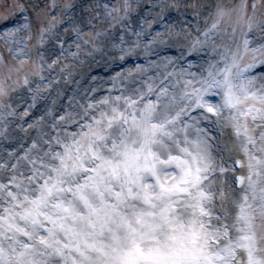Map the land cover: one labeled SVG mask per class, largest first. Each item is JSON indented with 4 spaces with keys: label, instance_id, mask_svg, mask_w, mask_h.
Returning a JSON list of instances; mask_svg holds the SVG:
<instances>
[{
    "label": "snow or ice",
    "instance_id": "6c2138e0",
    "mask_svg": "<svg viewBox=\"0 0 264 264\" xmlns=\"http://www.w3.org/2000/svg\"><path fill=\"white\" fill-rule=\"evenodd\" d=\"M0 264H264V0H0Z\"/></svg>",
    "mask_w": 264,
    "mask_h": 264
},
{
    "label": "rangeland",
    "instance_id": "374dc122",
    "mask_svg": "<svg viewBox=\"0 0 264 264\" xmlns=\"http://www.w3.org/2000/svg\"><path fill=\"white\" fill-rule=\"evenodd\" d=\"M117 61H118V60H117ZM117 61H116V62H111V61H110L107 67H108L109 69H111V66L114 65L115 63H117ZM101 65H103V62H101L100 65H97V64L93 63V64L91 65V68H90V69H89V67L86 65V67H84V68L82 69V72L86 73L87 70H89V71H90L91 69H92V70H95V68H97V67L99 68V66L102 67V68H105V70H106L107 67H105L104 65H103V66H101ZM132 67H133V66H132ZM119 71H121V70H119ZM119 71H118V72H119Z\"/></svg>",
    "mask_w": 264,
    "mask_h": 264
},
{
    "label": "bare ground",
    "instance_id": "6f19581e",
    "mask_svg": "<svg viewBox=\"0 0 264 264\" xmlns=\"http://www.w3.org/2000/svg\"><path fill=\"white\" fill-rule=\"evenodd\" d=\"M85 67H86V65H85Z\"/></svg>",
    "mask_w": 264,
    "mask_h": 264
}]
</instances>
